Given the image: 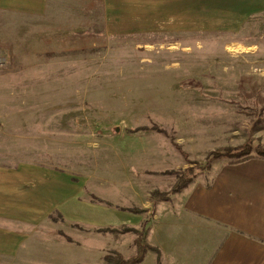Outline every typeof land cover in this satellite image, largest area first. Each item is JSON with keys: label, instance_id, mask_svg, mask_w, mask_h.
<instances>
[{"label": "rangeland", "instance_id": "obj_1", "mask_svg": "<svg viewBox=\"0 0 264 264\" xmlns=\"http://www.w3.org/2000/svg\"><path fill=\"white\" fill-rule=\"evenodd\" d=\"M169 8L164 18L172 21ZM197 10L198 19L220 21L194 36L116 38L106 48L21 67L0 55V94L12 95L0 105L21 110L3 123L22 127L8 133L21 143L0 149V158L35 159L38 180L49 179L47 205L84 202L89 208L77 217L98 213L101 235L76 226L64 235L69 241L130 258L137 236L126 229L157 223L162 202L151 205L153 192L171 203L226 166L201 169L209 154L249 141L264 149V0H197ZM28 110L35 116H22ZM180 177L192 183L173 193ZM50 213L66 222L60 209ZM81 250L70 258L82 262Z\"/></svg>", "mask_w": 264, "mask_h": 264}, {"label": "crops", "instance_id": "obj_2", "mask_svg": "<svg viewBox=\"0 0 264 264\" xmlns=\"http://www.w3.org/2000/svg\"><path fill=\"white\" fill-rule=\"evenodd\" d=\"M170 5L172 21L164 18ZM197 12V0H0V55L21 67L106 48L116 38L194 36L220 21L198 19ZM20 113L0 105V149L22 141L8 134L22 131L19 120L11 128L3 123V118H19ZM23 113L35 116L30 110ZM18 160L11 164L0 158V264H84L89 258L103 263L106 254L99 246L64 236L76 226L101 235L96 232L98 213L77 217L89 208L84 202L68 208L47 205L48 176L37 187L35 159ZM55 209L66 222L49 219ZM155 214L148 241L164 253L163 264H264V160L226 165L210 184L192 183L171 203L158 205ZM75 249L84 252L82 262L70 258ZM141 264H157L156 254L148 252Z\"/></svg>", "mask_w": 264, "mask_h": 264}, {"label": "trees", "instance_id": "obj_3", "mask_svg": "<svg viewBox=\"0 0 264 264\" xmlns=\"http://www.w3.org/2000/svg\"><path fill=\"white\" fill-rule=\"evenodd\" d=\"M226 160L228 166L240 165L252 160H264V149L261 148L260 145H257L255 148L251 141L247 142L244 146L239 148H224L217 152H213L207 156V162L205 166L201 169L206 168L209 169L213 162ZM192 183L191 177H180L178 184L174 187L173 193H180L184 189H186ZM171 197L164 195L159 192H153L151 195L150 203L154 206V208L159 203H167ZM136 212V211H134ZM137 213V212H136ZM60 215V214H58ZM49 219L54 222H64L62 215H60L59 221L53 215L49 216ZM152 229V222L148 220H144L140 229H126V233H135L137 236V240L135 241V246L137 249V254L130 257L125 258L123 254L119 252L108 253L104 257L105 264H141L148 252H153L157 256V264H163V255L160 250L154 246H152L148 239ZM106 232H111L110 230H106ZM115 233V231H112Z\"/></svg>", "mask_w": 264, "mask_h": 264}, {"label": "built area", "instance_id": "obj_4", "mask_svg": "<svg viewBox=\"0 0 264 264\" xmlns=\"http://www.w3.org/2000/svg\"><path fill=\"white\" fill-rule=\"evenodd\" d=\"M4 63H6V59L0 58V66L3 65Z\"/></svg>", "mask_w": 264, "mask_h": 264}]
</instances>
